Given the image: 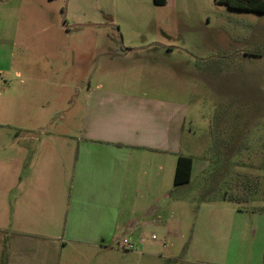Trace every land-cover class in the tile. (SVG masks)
Segmentation results:
<instances>
[{"label":"rangeland","instance_id":"rangeland-1","mask_svg":"<svg viewBox=\"0 0 264 264\" xmlns=\"http://www.w3.org/2000/svg\"><path fill=\"white\" fill-rule=\"evenodd\" d=\"M41 38H57L63 49L44 48ZM89 83L170 87L151 94L186 106L182 150L211 165L193 188L172 187L161 201L163 223L146 235L157 240L143 249L153 243L156 256L142 264H264V218L253 214L264 212V14L217 0H0L6 150L12 136L41 128L76 136ZM14 93L13 120L7 111ZM239 212L245 216L235 224L223 216ZM137 252L115 253L110 264H137L130 254Z\"/></svg>","mask_w":264,"mask_h":264},{"label":"crops","instance_id":"crops-1","mask_svg":"<svg viewBox=\"0 0 264 264\" xmlns=\"http://www.w3.org/2000/svg\"><path fill=\"white\" fill-rule=\"evenodd\" d=\"M40 43L63 49L57 38ZM60 52L51 56L59 59ZM171 91L159 85L89 83L76 115V136L41 128L35 136H12L7 150L8 142L0 144V264H110L121 251V237L137 245L138 252L130 253L137 264L156 256L153 243L143 249L152 241L148 231L163 223L159 204L172 187L193 188L196 177L211 167L206 157L185 156L182 150L186 106L151 94ZM17 98L14 93L8 102L9 119L16 117ZM180 156L192 159V174L188 184L175 187ZM66 172L71 173L68 187ZM233 187L239 190V182ZM253 214L264 218L262 210ZM223 216L235 224L245 215ZM260 260L264 263V254Z\"/></svg>","mask_w":264,"mask_h":264},{"label":"trees","instance_id":"trees-1","mask_svg":"<svg viewBox=\"0 0 264 264\" xmlns=\"http://www.w3.org/2000/svg\"><path fill=\"white\" fill-rule=\"evenodd\" d=\"M219 3L226 5L231 10L253 12L264 14V0H217ZM156 6H164L167 0H153ZM192 159L190 157L180 156L177 161L174 186L188 184L192 174ZM261 211V209H260ZM5 248L4 251H6Z\"/></svg>","mask_w":264,"mask_h":264},{"label":"built area","instance_id":"built-area-1","mask_svg":"<svg viewBox=\"0 0 264 264\" xmlns=\"http://www.w3.org/2000/svg\"><path fill=\"white\" fill-rule=\"evenodd\" d=\"M145 240L146 238H142L141 242L143 243ZM151 240L155 241L157 240V237L155 235H152ZM118 247L121 251H125V252H133L137 250V245L132 241H130L127 237L119 238Z\"/></svg>","mask_w":264,"mask_h":264},{"label":"water","instance_id":"water-1","mask_svg":"<svg viewBox=\"0 0 264 264\" xmlns=\"http://www.w3.org/2000/svg\"><path fill=\"white\" fill-rule=\"evenodd\" d=\"M81 27L95 26V25H80Z\"/></svg>","mask_w":264,"mask_h":264}]
</instances>
